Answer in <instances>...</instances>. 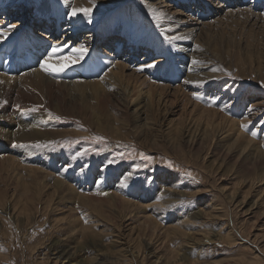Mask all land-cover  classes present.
<instances>
[{"label":"rangeland","instance_id":"1","mask_svg":"<svg viewBox=\"0 0 264 264\" xmlns=\"http://www.w3.org/2000/svg\"><path fill=\"white\" fill-rule=\"evenodd\" d=\"M147 2L0 1V25L32 24L35 32L47 35L39 40L49 46L45 52L37 46L41 54L17 66L9 52L3 70L12 65L21 77L37 69L54 45L62 48L53 60L73 56L84 45L92 48L84 60L58 73L70 74L66 80L104 78L116 60L127 67L124 83L131 75L129 87L140 80L167 96L166 104L157 97L151 108L121 106L119 115L99 102L100 109L90 97L80 109L48 108L38 139L47 138L42 145L63 159L45 166L26 161L29 166L21 164L17 179L4 161L0 264H264V0H163L157 8H147ZM70 7L93 8L91 23L78 16L71 24ZM58 10L63 14L58 26L40 21L39 11L54 19ZM168 12L199 22L197 34L183 42L169 40ZM193 47L194 61L181 62V50ZM27 51L34 52L32 47ZM153 60L165 70L146 67ZM187 67L196 79L185 76L181 69ZM113 74L106 81L122 93ZM151 109L157 113L153 118ZM30 110L37 113L41 107ZM234 124L245 135L238 140L228 134ZM35 166L48 171L36 174L45 185L40 192L31 187L30 167ZM98 169L105 176L94 174ZM77 173L84 185L72 195L60 182L69 184ZM113 178L127 179L136 192L124 197L109 184Z\"/></svg>","mask_w":264,"mask_h":264},{"label":"bare ground","instance_id":"2","mask_svg":"<svg viewBox=\"0 0 264 264\" xmlns=\"http://www.w3.org/2000/svg\"><path fill=\"white\" fill-rule=\"evenodd\" d=\"M203 1H205V0H203ZM159 3H164V2H163V0H158V1L157 0H148V2L146 3V6H149L147 8H157ZM164 4H162V5H164ZM166 6H168V5L166 4ZM160 11H162V10H160ZM179 12H177V14H179ZM38 13H39V16H41L40 21H43L44 19H46V22H51V21L54 22L55 26H58L60 24L61 20L63 21V14L59 10L55 12L54 19H52L50 14H48V13L43 14L41 11H39ZM173 13L168 12L165 15L166 21H168L169 27L171 28L170 32H171V38H173L172 40L176 43L183 42L186 40H190L199 31V28H200V27H198L199 22L198 23L197 22L196 23H188L185 20H182L183 17L182 18L181 17L180 18L173 17ZM70 23L74 24V22H72V21H70ZM6 25H7L6 23H3L2 25H0V28H3L4 31L7 32V35L3 39H0V168L3 167V165H5L4 161L7 162V164L9 163L8 165L11 166L10 168H11V171L13 172L12 173L13 176H15V179H17V177L21 173V168L24 165L27 166L28 163H26V161L31 162V164H32V162L39 163V162H37L39 160L45 166L46 164L49 165L48 164L50 162L49 160H51V159L53 160V158H56L58 160L63 159L62 156L58 155L56 152H53L51 149H47L45 147L37 148L34 146L36 144H41V145L46 144V141L48 140L45 137L42 139H38V138L41 136V133L43 132V127L45 124H47V121L49 119L47 117V114H46L49 107L56 105L60 109L65 110V109H68L69 106H74V107L80 109V108H83L84 106H87L88 101H89V97H90L91 99H94V103H96V102H97V104H99V102L101 104L103 103V105L104 104L107 105L106 106L107 108L110 107V109H115L117 111V114L119 115V113H121V106H123L126 109L128 107H133V106H136V108H139V106H141L142 103H144L145 105L146 104L150 105V108H151L155 105V101H156L157 97H159L158 99L162 100L163 103H164V101H165V104L167 102V99H166L167 96H166V93L164 90H161V92H163V93L157 92V94H156L155 90L153 91V88L149 89L146 87L147 85L144 84L145 82L144 83L140 82V80L136 81L138 76L135 77L136 79H134V80L136 82H134L132 87H129V86H131V81H132V79H131V81L129 80L131 75L128 76L129 79L127 78V80L124 83L123 80L125 78V75L123 74V71H124L123 69H126L127 67L125 68V66H126V65H124L125 63L122 65V63H119L116 60L111 62V63L114 62V64H113L114 67L113 68L108 67V69H107L108 71L104 74V76H105L104 78H94L93 80H88V79H85L88 76H86V77L82 76V77H78L80 79L74 80V82L70 81V80H66L67 78L70 77L69 76L70 74L68 75V73H67V75H63V76L59 75V74H47V73H45L40 68V66H39L40 64L37 66L38 67L37 69L23 73L21 77H18V73H17L15 67L12 65L7 66V68L9 70H3L1 62L3 61L4 56L6 54H8L9 52L10 53L8 55V58L14 57L15 58L14 63L17 66L18 64H20L18 62H20L21 59L24 61V58H26V57L31 58L32 56H38L39 54H41L40 53L41 51L37 50V46L42 45L41 50H44V52L49 50L48 42L47 41L44 42L43 40H39V39H42L43 36L47 37V35L43 34L42 32H40V33L35 32L34 26L32 24L29 26H26L24 24H21L20 26H18L16 24L17 26H14L10 31L4 27ZM169 27H168V29H169ZM76 28H78V27H76ZM69 29L73 30V26L69 27ZM105 37L106 36H104L103 38H105ZM102 41H104V39ZM28 47L29 48L32 47V50L34 51L33 54H30V52L27 51ZM100 47L101 46H99V48ZM77 48H75V50ZM90 48L91 47H88V49H90ZM75 50L73 52V56L64 54V56L62 55L60 58H56V59L71 58V56L74 57ZM194 50H196V49H194V47L190 48V49L184 48L183 51L181 50V53H183L182 55L184 56L182 58L181 62H188V61L193 60V56L195 55L193 53ZM95 52L99 53L100 49L96 50ZM85 57H86V55H85ZM195 57H196V55H195ZM107 58L110 60H114L113 56H111V55H108ZM56 59H54V60H56ZM40 63H42V62H40ZM100 67H104V64L102 63V65ZM100 67H99V70L101 69ZM74 70H77V69L74 68ZM181 70H183V72H184V74H186L185 76H187V78L196 79V75L193 76L191 73L194 70V69L192 70L191 67H187L186 69H181ZM109 74L110 75L113 74V76H115V77H112L115 79V80L112 79V80H114V83L118 82V80H119L118 84H120L121 87H124L122 93L117 92L116 91L117 89H115L114 85L110 84L112 81L111 82L106 81V79H108L110 77ZM77 75H79V74H77ZM144 80H145V78H144ZM148 83L149 82H147V84ZM151 83H149V84L151 85ZM115 85L117 86V84H115ZM158 87L156 88V90L158 89ZM154 88H155V85H154ZM159 88H161V87H159ZM161 89H163V87ZM189 102H191V101H189ZM157 103H159V102H157ZM187 103H188V101H187ZM189 105H191V104H189ZM37 106L41 107V111H38L37 113H30L29 112L30 109L37 107ZM187 107H188V104H187ZM99 108H100V104H99ZM185 108H186V106H185ZM100 109H103V108H100ZM126 109H124V110H126ZM151 110H153V109H151ZM104 111H105V109H104ZM154 111L155 110H153L151 112L152 114H154V116L151 115L152 118L155 117L157 114V113L155 114ZM204 111L205 110L202 109L203 113H204ZM197 113H198V111H197ZM192 114H194V112ZM202 114L200 115V117H202ZM212 115H213V113H212ZM205 116H207V115H205ZM108 117H109V115H108ZM208 117H209V115H208ZM223 118H224V116H223ZM208 119H207V121H208ZM223 121L225 122V120H223ZM204 122H206V119ZM18 123H19V126H17ZM209 124L211 125V123H209ZM228 125H230V124H228ZM175 126H177V125H175ZM190 128L188 127L187 131L190 130ZM175 129L178 130L179 128L175 127ZM207 132H209V131L207 130ZM230 132L228 134L235 136L237 140L242 138L243 136H245L237 124L233 125V129H231ZM188 135H190V134H188ZM191 136H192V134H191ZM247 140H249V139H247ZM12 142L15 145H27V146L26 147H20V146H14L13 147L11 145ZM248 142H249V144L251 143V141H248ZM38 156H39V158H38ZM8 159L10 161L12 160L11 163ZM20 161H21V163H20ZM8 165H6L7 168H8ZM26 166H24V167L26 168ZM28 166H29V164H28ZM36 167L37 166L30 167L31 168L30 175L34 176V178H33L34 182L31 184V187H32V190L35 189L36 192H40L39 189L44 188L45 185H44V182L41 183L38 181L39 177H37L36 174L41 173V174H43V176H45V174H46L45 171H47V170L42 169L41 167L40 168L39 167L36 168ZM3 169H4V167H3ZM39 169H42V171H40ZM3 171H5V169ZM104 172L105 171H102V169H100V170L98 169L94 174H98L101 177V175L102 176L104 175L103 174ZM7 174H8V172H7ZM22 175L23 174H21V176ZM115 178H113L109 182V184L111 185L112 188L115 189L116 192L120 191L124 197H126L127 194H129V192L135 190L131 187V185L129 184V181L127 179L124 180L123 178H119L118 180H115ZM50 180L51 179H49L48 181H50ZM0 183H1V181H0ZM20 183L23 186H26V187L28 186V184H25L22 182H20ZM60 184L62 187H64L63 188L64 190L70 192V194H72V195H74V194L76 195L77 187L84 185L83 175H82V173L81 174L77 173L75 176L72 175V177L70 178L69 184H65L64 182H60ZM16 188L18 189V187H16ZM23 188L25 189V187H23ZM16 192H17V190H16ZM62 192H65V191H62ZM135 192H136V190H135ZM105 194L107 196L112 197V194L110 192L105 191ZM132 194L136 195L135 193H132ZM6 195H9V193L7 194V192H6ZM59 195L60 194H58V196ZM65 196H66V194H65ZM65 196H62V197H65ZM30 197L31 196H29V198ZM41 197H43V196H41ZM40 198H38V199H40ZM71 198L74 199L75 197H71ZM79 198H81V197H79ZM12 199H15V198H12ZM2 200H4V199H2ZM77 200H78V198H77ZM122 200L124 203L129 204L131 206H139V204L134 203L133 201L127 200L126 198H122ZM10 201L13 202V200H10ZM9 202H7V203H9ZM118 203H119V201H118ZM48 204H49V202H48ZM0 205H2V204H0ZM13 205H14V203H13ZM50 206H51V204H50ZM111 206H112V204H111ZM10 207L12 208V206H10ZM112 207H114V206H112ZM122 214H124V213H122ZM25 216H26V214H25Z\"/></svg>","mask_w":264,"mask_h":264},{"label":"snow or ice","instance_id":"3","mask_svg":"<svg viewBox=\"0 0 264 264\" xmlns=\"http://www.w3.org/2000/svg\"><path fill=\"white\" fill-rule=\"evenodd\" d=\"M94 6V0H91ZM93 8H76V7H70V10L68 13H66L67 18L71 21L78 16H82L85 18H88V22L91 23V14H92ZM9 31L14 27L13 25H6L4 26ZM7 35V32L4 31L3 28H0V39H3ZM173 38L169 37V40ZM62 46H53L51 47V50L47 53V58L40 63V68L47 74H58L64 72L67 68L74 66L79 61L83 60L85 58V55L88 51V49L81 45L79 49L75 50L74 57L72 58H63V59H56L53 60V57H59L60 51ZM146 67L148 68H157L158 71L165 70L164 64H160L157 66L156 61L153 60L151 63L147 64ZM199 99V97H197ZM58 119V118H57ZM246 127V126H245ZM252 135H256L255 132L252 133ZM97 140H101V137H97ZM14 146H20V147H26L27 145H14ZM35 147H47V145H41L36 144ZM78 157L84 155V153H77Z\"/></svg>","mask_w":264,"mask_h":264}]
</instances>
